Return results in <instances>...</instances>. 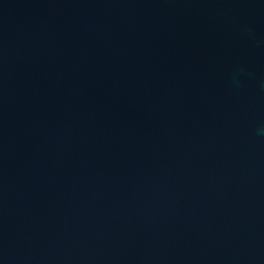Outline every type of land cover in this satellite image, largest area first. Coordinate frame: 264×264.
I'll return each instance as SVG.
<instances>
[{"label":"water","instance_id":"1","mask_svg":"<svg viewBox=\"0 0 264 264\" xmlns=\"http://www.w3.org/2000/svg\"><path fill=\"white\" fill-rule=\"evenodd\" d=\"M0 264H264V0H0Z\"/></svg>","mask_w":264,"mask_h":264}]
</instances>
